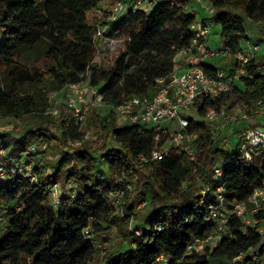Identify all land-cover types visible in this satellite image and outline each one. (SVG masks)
<instances>
[{
	"label": "trees",
	"instance_id": "16d2710c",
	"mask_svg": "<svg viewBox=\"0 0 264 264\" xmlns=\"http://www.w3.org/2000/svg\"><path fill=\"white\" fill-rule=\"evenodd\" d=\"M104 1L0 0V120L28 118L16 134L0 131V170L5 173L0 177V222L5 223L0 264H154L160 255L166 264H249L264 257L256 229L244 228L235 216L215 247L186 255L194 239L211 231L205 216L215 187L223 186L228 200L246 201L264 180V166L257 161L247 167L236 147L227 148L231 136L226 135L239 134L240 127L211 135L204 121L188 118L186 132L198 133L192 156L172 150L162 160L141 161L155 147L153 129L117 127L113 119L90 110L84 123L93 135L84 140L82 126L66 105L59 106L56 117L48 112L49 94L86 74L110 103H117L121 94L152 96L156 80L173 72L178 51L189 45L190 27L197 23L186 9L191 0L157 1L149 12L129 10L114 20L96 11ZM209 2L223 46L232 53L247 39L245 21H264V0ZM105 25L98 36L97 28ZM116 43L120 50L109 56L107 45ZM39 61L45 71L36 66ZM200 65L215 74L216 66ZM248 68L252 80L244 79L246 88L238 86L234 93L252 105L264 99V71L252 64ZM228 98L197 99V116ZM159 138L163 141L165 135ZM68 141L81 144L70 146ZM54 149L57 159L39 158ZM96 153L116 161L107 181L93 174ZM28 163L33 180L11 173ZM218 163L223 172L215 182L211 174ZM54 185L61 194L57 207L50 196ZM69 185L68 193L62 190ZM204 186L208 191L202 196ZM119 190L120 212L113 214L109 196ZM141 201L145 209L136 208ZM135 215H145L148 222L135 230L139 235L129 228ZM111 227L130 248L98 256L94 235Z\"/></svg>",
	"mask_w": 264,
	"mask_h": 264
},
{
	"label": "built area",
	"instance_id": "2783aa9c",
	"mask_svg": "<svg viewBox=\"0 0 264 264\" xmlns=\"http://www.w3.org/2000/svg\"><path fill=\"white\" fill-rule=\"evenodd\" d=\"M155 3L156 0H109L103 6L99 5L96 11L107 13L110 19L114 20L116 16L122 13L126 14L129 10L142 9L149 12ZM208 11L213 12L212 6ZM107 27V25L98 27L96 34L101 36ZM190 30L192 37L189 45L178 51L173 72L167 78L156 80L157 90L152 96L121 94L117 103H110L104 98L98 87L91 85L89 79H85L88 77L86 74L80 76L81 81L64 86L62 91L65 105L72 111L75 122L81 126H83L90 110L101 112L107 120L113 119L117 127L151 126V129L157 133L155 147L150 157H142L140 160L157 161L162 160L172 150L183 151L192 156L194 154L193 143L198 138V133L186 132L190 120L183 114L192 105H195L197 99L214 101L229 96L228 100L219 106L206 110L203 117L191 119L204 121L211 135H216L220 130L227 128L240 127L239 134L226 133V136H237L235 147L241 161L247 167L254 165L257 161L260 166H264V99L250 105L234 93L238 86L241 89L246 88L245 80H252L253 76L248 68L250 64L256 71H264V53H261L260 45L247 40L244 47L240 45V48L234 53L227 46H223L219 51H210L206 46L208 24L197 22L190 27ZM220 54L225 61H233V64L226 65L225 70L215 67L214 75L206 73L200 65L202 59L215 58ZM173 125L175 128H171ZM160 135H165L163 141L160 140ZM72 142L68 141L67 144L73 145ZM30 150L34 151L35 148L31 147ZM10 171L11 173L24 174L33 180L29 163ZM222 172L220 163L216 164L212 170V180L218 182ZM4 176V171L0 170V177L3 179ZM67 188L66 192L70 185ZM207 191L208 188L203 187L200 194L205 196ZM213 192L215 200L214 203L207 206L205 216V222L210 226L211 231L204 237L194 239L188 245L186 255L192 251L200 252L205 247L210 249L215 247L229 233V218L231 216L239 218L244 228H255L264 243V180L246 201L228 200L221 185L215 187ZM60 195L58 186H52L50 196L54 207L61 203ZM122 196L121 190L110 194L111 205L116 207ZM85 233L91 235L88 231ZM137 235L139 234L137 233ZM93 245L96 251L100 250L101 245L96 239H94ZM166 263L167 259L163 255L158 256L154 262V264Z\"/></svg>",
	"mask_w": 264,
	"mask_h": 264
},
{
	"label": "rangeland",
	"instance_id": "374dc122",
	"mask_svg": "<svg viewBox=\"0 0 264 264\" xmlns=\"http://www.w3.org/2000/svg\"><path fill=\"white\" fill-rule=\"evenodd\" d=\"M156 1H161V0H156ZM191 1L192 3L190 4V6H188V9L186 8L187 11L195 13L194 17L197 22H201L202 20H204L208 24V36H207L208 47H209L208 49H210V51L221 50L223 48V43L220 38V27L212 19L213 12L208 11L211 7L209 0H194V2L193 0ZM262 24H264V21L255 22V21H251L248 19L245 21V33H246L247 39L242 40L240 44L242 47H244L245 42L248 40L251 43H256V44L258 43L260 45L261 53H264V25ZM107 48L110 50L108 55L111 54L112 56H115L117 52L120 50L121 46H120V43H116L111 46L107 45ZM221 55L222 54H220V56L215 57V58L202 59L201 63L204 65L216 66L218 67V69H224L227 66H231L233 64V61L227 62L222 58ZM36 66L40 70L45 71V66L42 61H39L36 64ZM63 88L57 92H51L48 96L50 97V102L52 104L50 108L48 109V112L54 117L58 116L59 106L61 104L65 105V100H64L63 91H62ZM199 107H200L199 104L192 105L190 109L185 114H183V116L186 118H197L198 117L197 115L199 114L198 113ZM27 121H28V118L26 117L21 118V119H15L13 117L2 119L0 120V131L6 132V131L13 130V133L16 134L21 130L23 126V122L25 123ZM142 126H144L147 129H151V126H147V125H142ZM165 126H168V125H165ZM171 128H175V126L173 125L171 126ZM81 132L83 133L84 140L87 138L89 139L93 135V132L85 126V123L81 127ZM227 142H228V139H227ZM72 143L74 144L70 146H79L81 144V142H78V141L72 142ZM76 143H79V144H76ZM236 143H237V136L236 135L231 136L229 139V144H228L229 146L227 148L230 149L231 147H235ZM44 147L45 146L42 145L40 147L41 150L42 149L44 150ZM58 155H59L58 151L54 149L53 151L49 153L47 152V153H44L43 155H40L39 158L46 157L47 160H55L58 158ZM93 157H94L93 174L98 180L107 181L109 179V176L115 169L116 161L110 160L106 156L100 155V153L94 154ZM186 186L187 185L185 184L184 188ZM67 187L62 190L66 191V189H68ZM146 194L149 195L147 191H146ZM142 203L143 202L141 201L136 208L145 209L147 205L142 204ZM119 208H120V202H119V205L113 208V214L119 213L120 212ZM160 214L161 212L158 215ZM160 217L161 216H159V218ZM147 224L148 222H147V218L145 215H142V216L135 215L134 218L132 216L130 217L129 228L133 233L135 232V230L141 231L142 229L146 228ZM4 228H5V223L0 222V236L4 234ZM135 235H137V233ZM94 236L98 244L101 245L100 250L96 252L98 256H103L105 253H108V252H118V251L124 252L130 248V247L128 248L127 244L121 242V236L119 235V233L114 227H111L107 232H103L101 234H95ZM261 260H264V257L256 256L254 261L255 263H259V261ZM254 261H251L249 264H254ZM262 263H264V261H262L260 264ZM218 264H229V263H218ZM230 264H235V261H233Z\"/></svg>",
	"mask_w": 264,
	"mask_h": 264
},
{
	"label": "crops",
	"instance_id": "0c3cea01",
	"mask_svg": "<svg viewBox=\"0 0 264 264\" xmlns=\"http://www.w3.org/2000/svg\"><path fill=\"white\" fill-rule=\"evenodd\" d=\"M125 1V0H124ZM126 1H129V0H126ZM105 2H109V0H105L102 4H100L101 6H103V4L105 3ZM157 2V1H156ZM193 2H194V0H193ZM191 3H192V1H191ZM190 3V4H191ZM190 4L188 5V6H190ZM188 6H187V9H188ZM190 14H192L193 16H195V13L194 12H189ZM123 16H125V14L124 13H122V14H119L118 16H116V18H119V17H123ZM201 22H205L204 20H202ZM206 46H207V48H209L208 47V39H207V42H206Z\"/></svg>",
	"mask_w": 264,
	"mask_h": 264
}]
</instances>
